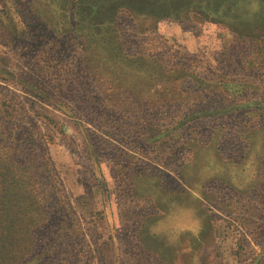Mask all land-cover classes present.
Masks as SVG:
<instances>
[{"label":"rangeland","instance_id":"obj_1","mask_svg":"<svg viewBox=\"0 0 264 264\" xmlns=\"http://www.w3.org/2000/svg\"><path fill=\"white\" fill-rule=\"evenodd\" d=\"M178 1L0 0V264H264V21Z\"/></svg>","mask_w":264,"mask_h":264},{"label":"trees","instance_id":"obj_2","mask_svg":"<svg viewBox=\"0 0 264 264\" xmlns=\"http://www.w3.org/2000/svg\"><path fill=\"white\" fill-rule=\"evenodd\" d=\"M136 1H138V0H134L135 3L132 5L135 8H139L140 6H139V4H136ZM140 1H145V3L148 4V5H145V8L143 9L144 11H148V10H151L150 9L151 6L156 5V3L157 4L161 3L162 0H155V1L140 0ZM179 2L180 1H178V0H163V3H165L166 6L168 5L169 8H171V10L168 12L167 15L174 16V14H175L174 11L180 10V9H178V8H181V7H178V6H180ZM192 4L196 5L194 3H192ZM207 5H209L211 8H214L215 10L219 11V13H222L225 15H227L228 13H232V14L247 13V14H249L250 17H253V19L256 22L264 21L262 19V16L264 15V2L262 0H208ZM184 6H185V4H184ZM196 6H197L196 10L200 11L202 7L198 6V5H196ZM192 8L193 7H188L187 9L192 10ZM198 11H196V12H198ZM170 13H173V14L170 15ZM252 27L254 29H258V31H259L258 32L259 34L254 35V37H255L254 41L257 45V49H258V53H259L258 56H263V54H264V52H263L264 42L262 40L264 39V26H263V28H258L255 26H252ZM237 34L239 36L240 33L238 32Z\"/></svg>","mask_w":264,"mask_h":264}]
</instances>
